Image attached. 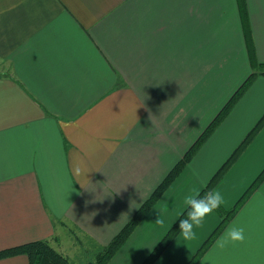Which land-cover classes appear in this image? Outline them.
<instances>
[{"label":"crops","instance_id":"1","mask_svg":"<svg viewBox=\"0 0 264 264\" xmlns=\"http://www.w3.org/2000/svg\"><path fill=\"white\" fill-rule=\"evenodd\" d=\"M242 5L251 59L238 0H0V250L47 240L73 263L76 244L91 258L111 240L264 64V0ZM263 114L257 76L109 263L140 264V232H163L157 217L182 213ZM261 169L264 127L213 188L220 207ZM233 222L263 261L264 179ZM216 226L213 212L199 228Z\"/></svg>","mask_w":264,"mask_h":264},{"label":"trees","instance_id":"2","mask_svg":"<svg viewBox=\"0 0 264 264\" xmlns=\"http://www.w3.org/2000/svg\"><path fill=\"white\" fill-rule=\"evenodd\" d=\"M240 2V12L243 21L244 37L246 39L250 59L253 56V48L250 40V30L246 26V10L242 5V0ZM252 61V60H251ZM253 63V61H252ZM254 69H260L257 72L251 73L244 82L237 88V90L232 94L224 106L220 109L217 115L205 128V130L200 134L196 141L189 147L185 152L183 157L178 160L174 166L170 169L168 174L161 180V182L155 187L150 196L136 209L130 220L111 238V240L104 245L99 251L93 256V262L90 264H109V262L114 258L118 251L125 245L130 236L133 234L135 229L140 225L144 218L148 215L151 209L157 204L164 193L172 185V183L181 174L184 168L189 164L192 158L195 156L197 151L203 146V144L209 139L212 133L217 129V127L223 122L227 117L232 108L240 100V98L245 94L248 88L253 83L257 76H264V64L253 65ZM264 127V114L248 132L243 141L236 147L228 159L222 164V166L216 171L211 180L199 193L203 196L209 190L219 183L227 171L232 167L236 160L240 157L247 146L252 142L256 135ZM264 179V169L255 178L251 185L246 189L242 196L238 199L235 205L228 211L222 214L223 218L214 229V231L206 238L201 247L196 251V253L191 257V259L186 264H197L204 254L209 250L214 241L218 238L220 233L224 230L227 224L236 216L240 208L246 203V201L251 197L252 193L261 184ZM221 208V207H220ZM222 209V208H221ZM219 210V208L217 209ZM216 210V211H217ZM188 211V206L184 209L182 214L177 218L175 223L168 230L167 234L163 237L162 241L158 243L151 252L146 256V258L140 264H154L156 260L161 256L166 247L176 238L179 234V222L181 219L186 218ZM24 256L28 260V264H73L68 260L67 257L55 250L50 241L41 240L28 242L19 246L7 248L0 250V260Z\"/></svg>","mask_w":264,"mask_h":264},{"label":"rangeland","instance_id":"3","mask_svg":"<svg viewBox=\"0 0 264 264\" xmlns=\"http://www.w3.org/2000/svg\"><path fill=\"white\" fill-rule=\"evenodd\" d=\"M218 75H220L219 72H218ZM247 97H249V96H247ZM224 98H226V97H224ZM243 101L244 102H243L241 107H243V105L245 104V100H243ZM235 133L238 134V131H235ZM234 138H236V137H234ZM256 176L253 177V179H251V181H249V184L244 188V190H246L249 187V185L256 178ZM205 186H204V188H205ZM177 199H178V195L170 196V198H168L167 201H165V204L167 206V210H164V212H167L177 202ZM180 202H181V199L179 200V203ZM236 202L237 201H235L234 203H236ZM234 203H232L230 205V207ZM230 209H223V208L221 209L219 207V210L214 212L216 214V217H217V225L219 224V222L223 218L222 214L224 212L230 210ZM181 214L182 213H179L176 217H172L171 215L165 217L163 215L162 217L164 219L167 218V220H165V223L169 221V224L167 225V227L164 229L163 232L162 231L158 232L157 237L154 236L155 235L154 232H152L149 228H144L140 232V235L145 236L147 238V240H145L143 243L136 242V246H149L148 249L151 248L150 250H152L158 243H160L162 241L163 237L167 234L168 230L171 228V226L175 223L176 219ZM210 219L211 218H208L207 220H210ZM257 227H258V225H257ZM134 232H136V230ZM207 232H208V228L203 230V231H201L200 228L195 229V233H196L195 236L191 240H183L180 243L174 245L170 255L161 264H186L191 259V257L196 253V251L201 247L204 239L206 238L205 237L206 234H210ZM65 233H67V231ZM221 234H222V232L220 233V235ZM68 241H71V240H68ZM150 246H152V247H150ZM228 248H229L228 253H226V248L218 249L215 246L214 249L211 250V253L208 251V255H206L205 258L200 260V262L197 264H264V258L262 259L263 261H258V251H257L256 247H252L251 245H247V244H238L236 246H229ZM74 251H75V253L79 259H74L73 264H90L91 262H93V257L89 258L85 252V251H87L88 253L94 252V248L91 247L88 243L82 241L81 245L76 244L74 247ZM145 258L146 257H144L143 259H145ZM116 264H119V263H116Z\"/></svg>","mask_w":264,"mask_h":264},{"label":"clouds","instance_id":"4","mask_svg":"<svg viewBox=\"0 0 264 264\" xmlns=\"http://www.w3.org/2000/svg\"><path fill=\"white\" fill-rule=\"evenodd\" d=\"M80 171L79 168L76 169ZM223 203V196L219 191L209 190L203 196L198 193L196 196L187 199V216L179 222V233L184 240H191L195 236V229L199 228L205 221V217L215 212ZM165 219L159 215L156 224L163 225ZM246 240L245 226L239 222L230 224L217 238L216 247L224 249L229 246H236Z\"/></svg>","mask_w":264,"mask_h":264}]
</instances>
